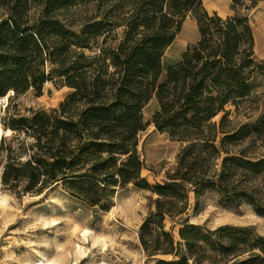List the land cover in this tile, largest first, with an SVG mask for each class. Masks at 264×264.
<instances>
[{"label":"rangeland","instance_id":"obj_1","mask_svg":"<svg viewBox=\"0 0 264 264\" xmlns=\"http://www.w3.org/2000/svg\"><path fill=\"white\" fill-rule=\"evenodd\" d=\"M181 1L0 0V264H264V0Z\"/></svg>","mask_w":264,"mask_h":264},{"label":"trees","instance_id":"obj_2","mask_svg":"<svg viewBox=\"0 0 264 264\" xmlns=\"http://www.w3.org/2000/svg\"><path fill=\"white\" fill-rule=\"evenodd\" d=\"M126 3H133L132 7V14H131V21L129 23V26L134 29L135 27H138L139 23H143L145 30H149L152 26V23L156 21L157 19L160 20L161 26L160 29L157 31H153V39L152 42L153 44V49L156 52L157 58L160 59L161 57V50L163 49L164 45L166 43H172L174 41V36H171L170 38H167L169 35V30L171 29V23L174 21V15L169 16V13L166 12L165 10V4L166 0H124ZM256 2V1H255ZM165 3V4H164ZM185 4H188L190 6H199L201 4L200 0H186ZM184 4L181 0H171V3L169 5L170 9L173 10L174 14L180 13L185 7H183ZM203 19L206 20L204 22L201 18H199V29L200 32L203 36L205 33V29L207 26H210L212 23L214 24L215 22L219 25L220 28H226L227 31L234 32L236 30V27L241 25V22H238L236 20H228V21H223L222 19L216 17L215 19L210 18L208 15L203 16ZM209 22V23H207ZM234 23H237L234 25ZM246 31H251L250 28L246 27ZM230 32V33H231ZM254 43H255V37H253ZM202 45V42L200 43V46ZM70 48V46L67 45V48ZM73 54H77L76 49H72ZM66 53V52H65ZM102 53V52H101ZM68 53L63 57L61 62L59 64L62 65V62L66 60L68 57ZM189 58L188 53H185L183 56V61L178 64L177 66H172L169 68V82L171 83L173 81V74L175 71L183 68L186 65V62ZM72 67H76V70L72 73V75H67L66 78L68 80V83L72 86H76L77 92L81 91L84 89L85 83L83 82L82 79L80 78V74L78 73L77 67L79 66L78 61H73L71 64ZM158 68V64H157ZM161 74V65H159V69L156 70L155 72V77ZM244 80L245 78L242 77ZM242 85H245V81L242 82ZM15 90L17 91L16 87H14ZM76 93L75 95H77ZM4 97V96H2ZM158 113V112H157ZM156 113V114H157ZM98 116V121L99 123H103V119L101 118L102 115H96V113H93L91 117ZM38 117H36L37 119ZM230 161V159H226L225 163ZM226 167L224 166V171H222L223 176H226ZM4 178H5V172H4ZM33 182H37L38 177L33 176L31 177ZM242 192L239 195H236L241 198L243 201H247L250 204L253 205V207L258 211L259 213L264 214V197L261 195L258 191L255 189H247L242 188Z\"/></svg>","mask_w":264,"mask_h":264},{"label":"crops","instance_id":"obj_3","mask_svg":"<svg viewBox=\"0 0 264 264\" xmlns=\"http://www.w3.org/2000/svg\"><path fill=\"white\" fill-rule=\"evenodd\" d=\"M212 1H215V2H217V3H219V4H222L223 2H224V0H212ZM218 7H220V9L223 11V9L221 8V6L220 5H218ZM219 9V8H218ZM224 12V11H223ZM189 27H191V25H189ZM186 32H187V30H186ZM184 33H185V31H184ZM192 35H193V37L194 36H197L196 35V32L195 31H193L192 32ZM179 42V41H178ZM177 43V39H175L172 43H171V45H170V47H169V50H171V48H173V46L175 45ZM180 43H181V41H180ZM255 43H256V34H255ZM169 52V51H168ZM184 52V50L182 49V52H181V54L180 55H177V54H175V55H173V54H171L170 53V57H174V61H171L169 64H168V66L167 67H170V64H171V66L172 65H174L175 63H177L179 60H180V56L182 55V53ZM256 52V51H255ZM257 54V53H256ZM167 54H165V56H166ZM169 55V54H168ZM165 56H164V59L163 60H165ZM264 57V56H263Z\"/></svg>","mask_w":264,"mask_h":264},{"label":"built area","instance_id":"obj_4","mask_svg":"<svg viewBox=\"0 0 264 264\" xmlns=\"http://www.w3.org/2000/svg\"><path fill=\"white\" fill-rule=\"evenodd\" d=\"M250 2H255L257 0H248ZM8 104V99L6 97H0V106H5Z\"/></svg>","mask_w":264,"mask_h":264},{"label":"bare ground","instance_id":"obj_5","mask_svg":"<svg viewBox=\"0 0 264 264\" xmlns=\"http://www.w3.org/2000/svg\"><path fill=\"white\" fill-rule=\"evenodd\" d=\"M43 257H44V256H43ZM42 264H46V263L42 261Z\"/></svg>","mask_w":264,"mask_h":264}]
</instances>
